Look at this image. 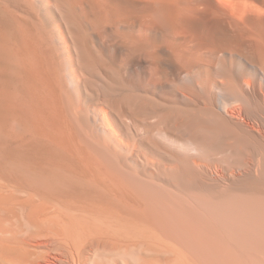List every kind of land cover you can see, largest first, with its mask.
I'll return each mask as SVG.
<instances>
[{
    "label": "bare ground",
    "instance_id": "6f19581e",
    "mask_svg": "<svg viewBox=\"0 0 264 264\" xmlns=\"http://www.w3.org/2000/svg\"><path fill=\"white\" fill-rule=\"evenodd\" d=\"M0 264H264V0H0Z\"/></svg>",
    "mask_w": 264,
    "mask_h": 264
}]
</instances>
